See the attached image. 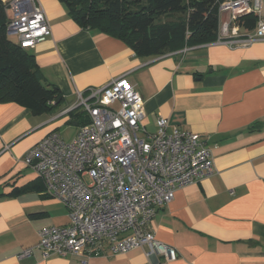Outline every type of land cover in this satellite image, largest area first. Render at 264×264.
I'll list each match as a JSON object with an SVG mask.
<instances>
[{"label":"crops","instance_id":"1","mask_svg":"<svg viewBox=\"0 0 264 264\" xmlns=\"http://www.w3.org/2000/svg\"><path fill=\"white\" fill-rule=\"evenodd\" d=\"M39 1L52 34L29 51L62 100L41 113L0 101V264H154L147 247L44 258L36 246L41 228L68 224L69 216L57 213L61 202L46 193L25 153L65 123L79 128L81 110L64 112L79 91L122 75L143 96L147 130L154 132L163 115L212 150L215 173L179 188L150 221L155 237L176 250L171 264H264V36L140 56L120 38L82 28L60 0ZM229 15L222 13L220 23ZM30 247L29 256L18 257Z\"/></svg>","mask_w":264,"mask_h":264},{"label":"built area","instance_id":"2","mask_svg":"<svg viewBox=\"0 0 264 264\" xmlns=\"http://www.w3.org/2000/svg\"><path fill=\"white\" fill-rule=\"evenodd\" d=\"M7 35L22 49H31L52 34L39 0H2ZM217 40L248 44L264 36V0H225ZM253 12L256 27L243 36L235 19ZM236 23V22H235ZM85 114L75 136L63 139L52 131L25 153L43 180L46 193L68 209L69 223L39 230L36 244L44 258L51 255L124 254L147 247L154 264H171L177 253L149 229L158 210L175 192L215 173L211 148L200 134L170 126L166 116L156 130L144 125V100L127 75L100 88L78 92L77 102L64 110ZM33 247L18 253L29 256Z\"/></svg>","mask_w":264,"mask_h":264},{"label":"trees","instance_id":"3","mask_svg":"<svg viewBox=\"0 0 264 264\" xmlns=\"http://www.w3.org/2000/svg\"><path fill=\"white\" fill-rule=\"evenodd\" d=\"M223 1L60 0L82 28L120 38L140 56H159L216 41ZM257 20V15L250 12L238 16L235 22L241 31L251 32ZM7 22V11L0 0V101H15L36 113L52 111L60 88L46 83L36 68L34 54L7 35Z\"/></svg>","mask_w":264,"mask_h":264},{"label":"rangeland","instance_id":"4","mask_svg":"<svg viewBox=\"0 0 264 264\" xmlns=\"http://www.w3.org/2000/svg\"><path fill=\"white\" fill-rule=\"evenodd\" d=\"M84 116H85L84 113L80 114L81 119H83ZM77 129L78 128L76 125H74L72 123H65L64 125H62L58 129V132L61 134L63 139H65L66 141H70L75 136ZM56 211L58 214H63L65 212H68V209L66 208V206L63 203H61V204H58Z\"/></svg>","mask_w":264,"mask_h":264},{"label":"water","instance_id":"5","mask_svg":"<svg viewBox=\"0 0 264 264\" xmlns=\"http://www.w3.org/2000/svg\"><path fill=\"white\" fill-rule=\"evenodd\" d=\"M61 100H62V95H59V97L54 101V103L58 105L60 104Z\"/></svg>","mask_w":264,"mask_h":264}]
</instances>
